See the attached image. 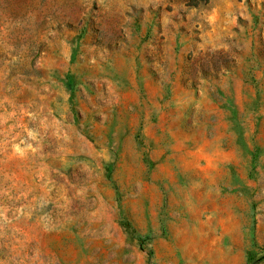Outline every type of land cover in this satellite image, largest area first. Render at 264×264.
I'll list each match as a JSON object with an SVG mask.
<instances>
[{
    "label": "rangeland",
    "instance_id": "rangeland-1",
    "mask_svg": "<svg viewBox=\"0 0 264 264\" xmlns=\"http://www.w3.org/2000/svg\"><path fill=\"white\" fill-rule=\"evenodd\" d=\"M0 264H264V0H0Z\"/></svg>",
    "mask_w": 264,
    "mask_h": 264
}]
</instances>
